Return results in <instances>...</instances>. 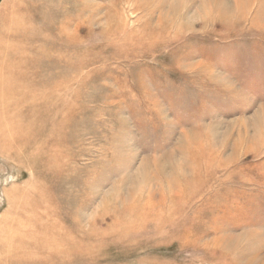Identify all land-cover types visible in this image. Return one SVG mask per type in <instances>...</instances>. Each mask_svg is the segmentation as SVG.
I'll use <instances>...</instances> for the list:
<instances>
[{
    "label": "rangeland",
    "instance_id": "1",
    "mask_svg": "<svg viewBox=\"0 0 264 264\" xmlns=\"http://www.w3.org/2000/svg\"><path fill=\"white\" fill-rule=\"evenodd\" d=\"M0 73V264H264V0H0Z\"/></svg>",
    "mask_w": 264,
    "mask_h": 264
},
{
    "label": "bare ground",
    "instance_id": "2",
    "mask_svg": "<svg viewBox=\"0 0 264 264\" xmlns=\"http://www.w3.org/2000/svg\"><path fill=\"white\" fill-rule=\"evenodd\" d=\"M1 74V73H0ZM10 82H11V78H10ZM3 131V130H2ZM194 142H192V141H190V150H191V152H188L189 154H190V156H189V158H191L193 161H195L196 162V165L198 164V166H196V168H194V170L195 169H197V168H201V166H203L204 165V163L206 162H203L204 160H206L205 159V157H204V154L202 155L201 153H202V151L200 152V150H202L203 148V145L201 144V142H200V140L199 139H194L193 140ZM189 145V144H188ZM210 157V156H209ZM209 164V163H208ZM180 168V167H179ZM172 170H173V172H176V169L175 168H172ZM197 171V170H196ZM195 172V171H194ZM197 172H199V171H197ZM169 184L171 185V187L172 188H174L173 190H176V192H183L184 191V188H183V185L184 184H186V182L185 181H180L176 176H171L170 178H169ZM162 190V189H161ZM164 194V192L162 193V195ZM180 194V193H179ZM150 195V194H149ZM165 195V194H164ZM150 196H152V195H150ZM173 196V195H172ZM178 196V195H177ZM181 196H182V194H181ZM180 197V196H179ZM151 198V197H150ZM163 199V198H162ZM152 200V199H151ZM163 201V200H162ZM153 202V201H152ZM157 202V201H156ZM159 202V201H158ZM165 202V201H164ZM163 203V202H162ZM155 205H156V203H154ZM153 205V204H152ZM158 205V204H157ZM164 206V205H163ZM161 207V206H160ZM154 208V207H153ZM163 209V208H162ZM158 211V210H157ZM11 218V217H10ZM17 218V217H16ZM15 219V218H14ZM1 220H2V218H1ZM4 221H7V219H5ZM11 222H13V221H11ZM34 235V234H33ZM8 238H9V240L10 241H14V242H16V241H19V239L15 236V232H14V234H11V232H10V236H8ZM63 239V238H62ZM2 241V240H1ZM24 243H26L25 241H24ZM6 246L7 247H10V245H9V243L8 244H6ZM0 248H6L5 247V244H3L2 242L0 243ZM27 249V248H26ZM4 251H6V250H4ZM14 253V252H13ZM6 254H7V252H6ZM12 254V253H11ZM15 254V253H14ZM7 256V255H6ZM14 256V255H13ZM12 259V258H11ZM10 259V260H11ZM5 260V259H4ZM9 260V259H8ZM7 260V261H8ZM7 264V263H6Z\"/></svg>",
    "mask_w": 264,
    "mask_h": 264
}]
</instances>
